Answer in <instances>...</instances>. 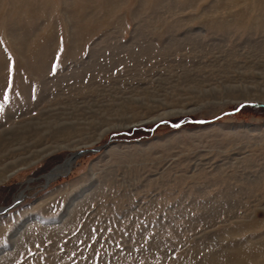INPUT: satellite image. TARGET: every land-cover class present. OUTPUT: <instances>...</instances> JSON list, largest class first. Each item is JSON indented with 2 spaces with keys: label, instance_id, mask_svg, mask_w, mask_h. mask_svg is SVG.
<instances>
[{
  "label": "rangeland",
  "instance_id": "1",
  "mask_svg": "<svg viewBox=\"0 0 264 264\" xmlns=\"http://www.w3.org/2000/svg\"><path fill=\"white\" fill-rule=\"evenodd\" d=\"M16 197L0 264H264V0H0Z\"/></svg>",
  "mask_w": 264,
  "mask_h": 264
},
{
  "label": "water",
  "instance_id": "2",
  "mask_svg": "<svg viewBox=\"0 0 264 264\" xmlns=\"http://www.w3.org/2000/svg\"><path fill=\"white\" fill-rule=\"evenodd\" d=\"M245 103V102H244ZM208 120H204V119H199V120H194V119H187L186 121L184 119L180 120V121H177V122H169V125L170 126H174V127H180L183 123L187 122V123H195V124H199V125H202L204 123H206ZM155 127L151 128L150 130L152 131ZM99 147L97 148H93V149H86V150H83V151H79V152H76V154L73 155V160L76 159L79 155H81L83 152L85 151H96L98 150ZM46 180V179H45ZM46 182H48L46 180ZM23 196V193L22 195ZM19 202V198L14 200L11 204L5 206V207H1L0 208V213L1 212H6L7 210H9L10 208H12L13 206H15L17 203Z\"/></svg>",
  "mask_w": 264,
  "mask_h": 264
},
{
  "label": "bare ground",
  "instance_id": "3",
  "mask_svg": "<svg viewBox=\"0 0 264 264\" xmlns=\"http://www.w3.org/2000/svg\"><path fill=\"white\" fill-rule=\"evenodd\" d=\"M171 112V111H170ZM165 113V112H164ZM158 118V117H157ZM157 118H154L155 120ZM152 120V119H151ZM72 155V154H71ZM70 163H73V158H67L64 163H62V165L57 166V168H55L52 172L51 175L49 176L50 179H52V177L54 176H58L62 170H64L66 167H68V165L70 166ZM12 173V172H10ZM10 173L8 175H6V177L10 176ZM19 197V196H18ZM18 197H16L15 199H18Z\"/></svg>",
  "mask_w": 264,
  "mask_h": 264
}]
</instances>
